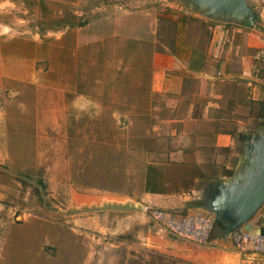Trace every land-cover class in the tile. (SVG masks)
<instances>
[{
    "label": "rangeland",
    "instance_id": "374dc122",
    "mask_svg": "<svg viewBox=\"0 0 264 264\" xmlns=\"http://www.w3.org/2000/svg\"><path fill=\"white\" fill-rule=\"evenodd\" d=\"M173 2L0 0V264H193L148 242L152 207L121 211L146 196L149 163L171 181L194 169L165 164L172 114L153 93L171 16L200 14Z\"/></svg>",
    "mask_w": 264,
    "mask_h": 264
},
{
    "label": "crops",
    "instance_id": "0c3cea01",
    "mask_svg": "<svg viewBox=\"0 0 264 264\" xmlns=\"http://www.w3.org/2000/svg\"><path fill=\"white\" fill-rule=\"evenodd\" d=\"M170 1L171 8L179 7ZM247 1L258 14L254 26L249 22L216 21L199 11L200 14L184 12L171 16L170 21L176 26L174 47L156 52L153 93L164 96L163 106L172 114L166 122L170 123L174 150L166 152L165 164L194 169L176 181L163 177L168 183L161 191L146 193L141 202H123L121 211H136L133 221L143 219L141 213H145L146 206L174 213L208 214L216 220L217 216L209 210L212 199L236 187L238 175L250 163L249 146L264 133V72L258 60L264 50V0ZM126 6L118 8L127 10ZM149 10L144 15L154 16ZM127 14L131 13L116 16ZM11 31L6 24L0 26V38ZM149 165L159 169L156 163ZM75 223L78 226L69 227L75 237L73 249L86 252L88 240L77 233L88 224ZM217 223L222 225V231H215L208 245L179 243L169 232L155 228L149 229L147 240L155 249L193 264H264V255L237 250L232 240L225 238L224 224L218 220ZM240 231L262 233L264 207ZM47 242L42 253L48 245L55 249V244ZM48 257L47 260L56 261L51 255Z\"/></svg>",
    "mask_w": 264,
    "mask_h": 264
},
{
    "label": "water",
    "instance_id": "95a60500",
    "mask_svg": "<svg viewBox=\"0 0 264 264\" xmlns=\"http://www.w3.org/2000/svg\"><path fill=\"white\" fill-rule=\"evenodd\" d=\"M204 16L225 22H249L253 26L258 14L247 0H185ZM251 161L238 175L236 187L212 199L209 210L225 227L230 239L250 223L264 207V133L249 146ZM241 180V181H239Z\"/></svg>",
    "mask_w": 264,
    "mask_h": 264
},
{
    "label": "built area",
    "instance_id": "2783aa9c",
    "mask_svg": "<svg viewBox=\"0 0 264 264\" xmlns=\"http://www.w3.org/2000/svg\"><path fill=\"white\" fill-rule=\"evenodd\" d=\"M258 60L264 68V50L258 55ZM154 223L160 228L181 240L198 245H208L212 240L215 219L208 214H177L146 208ZM237 250L243 254L264 255V231L250 233L239 231L230 238Z\"/></svg>",
    "mask_w": 264,
    "mask_h": 264
},
{
    "label": "trees",
    "instance_id": "16d2710c",
    "mask_svg": "<svg viewBox=\"0 0 264 264\" xmlns=\"http://www.w3.org/2000/svg\"><path fill=\"white\" fill-rule=\"evenodd\" d=\"M263 65V64H262ZM264 72V68L262 69ZM168 183V181L163 179V175L160 171H158L156 168L148 165L146 174H145V187L147 190V193H158L160 192V188L164 187V185ZM222 231V225L220 223H215L214 231L212 233V237L215 233Z\"/></svg>",
    "mask_w": 264,
    "mask_h": 264
}]
</instances>
